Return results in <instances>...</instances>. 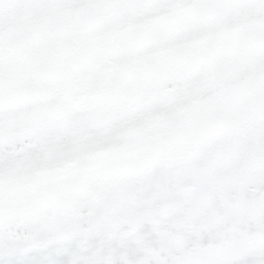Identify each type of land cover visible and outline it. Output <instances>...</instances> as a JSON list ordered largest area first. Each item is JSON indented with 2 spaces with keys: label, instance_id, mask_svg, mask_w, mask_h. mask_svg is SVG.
<instances>
[{
  "label": "snow or ice",
  "instance_id": "6c2138e0",
  "mask_svg": "<svg viewBox=\"0 0 264 264\" xmlns=\"http://www.w3.org/2000/svg\"><path fill=\"white\" fill-rule=\"evenodd\" d=\"M261 27L264 0H0V264H264L261 99L229 104L225 134L144 153L70 198L32 187L264 80ZM136 33L150 35L121 45Z\"/></svg>",
  "mask_w": 264,
  "mask_h": 264
},
{
  "label": "rangeland",
  "instance_id": "374dc122",
  "mask_svg": "<svg viewBox=\"0 0 264 264\" xmlns=\"http://www.w3.org/2000/svg\"><path fill=\"white\" fill-rule=\"evenodd\" d=\"M258 31L264 32V27H261ZM144 34L146 33L132 34L121 41V45L126 46L130 41L138 39L139 35ZM256 39V35L251 34L243 37L242 42L251 45L256 42ZM203 51L204 49L197 50V54L192 52L190 55L194 58H202L201 53ZM259 82L241 89L234 97H230L233 99L227 102L226 99L220 100L197 109L186 120L170 126L158 140L153 141L151 144L133 146L101 160L75 166L58 174L38 177L33 182L32 187L50 195L53 199H67L74 195L79 182L95 174L118 170L124 165L130 167L137 163L139 157L144 153L158 152L171 145L223 135L239 123V121L230 119L225 115L224 110L229 104L247 103L250 106L257 99L264 100V81L261 84ZM198 121H201V123L195 125Z\"/></svg>",
  "mask_w": 264,
  "mask_h": 264
},
{
  "label": "water",
  "instance_id": "95a60500",
  "mask_svg": "<svg viewBox=\"0 0 264 264\" xmlns=\"http://www.w3.org/2000/svg\"><path fill=\"white\" fill-rule=\"evenodd\" d=\"M175 62L177 61H170V62H167V63H164L158 66L157 68H153V69H149L145 71L130 72V73H127L121 76V78L130 80V81L146 80L152 76L167 73L169 71H173V68H175V64H177Z\"/></svg>",
  "mask_w": 264,
  "mask_h": 264
}]
</instances>
